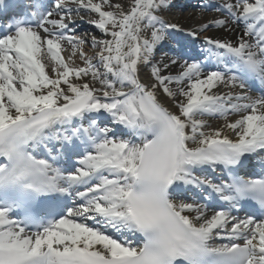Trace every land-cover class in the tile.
<instances>
[{"label": "snow or ice", "instance_id": "obj_1", "mask_svg": "<svg viewBox=\"0 0 264 264\" xmlns=\"http://www.w3.org/2000/svg\"><path fill=\"white\" fill-rule=\"evenodd\" d=\"M174 6L33 0L0 24V264H264V0L189 30ZM213 27L234 35L156 58Z\"/></svg>", "mask_w": 264, "mask_h": 264}, {"label": "bare ground", "instance_id": "obj_2", "mask_svg": "<svg viewBox=\"0 0 264 264\" xmlns=\"http://www.w3.org/2000/svg\"><path fill=\"white\" fill-rule=\"evenodd\" d=\"M196 1H200V0H173L175 6L172 7L168 12L164 13L165 18L168 19L172 23L179 24L185 30L193 29L197 27L200 23L207 22L214 18H221V13L217 11L212 12L210 11L211 8L208 10L202 11L199 6L197 9H193L192 8L193 3ZM211 1L213 5H218L220 2V0H211ZM80 27L84 28V30L87 29L86 31H89V32L93 31V28L90 24L87 26L81 25ZM236 31L240 32L241 28H237ZM177 34L179 36H185V38H192L190 36H186L184 32H178ZM204 35L231 38L232 35H234V33L224 32L222 29L213 27L211 28L210 31H207L201 34V36L197 40L203 41ZM161 50L162 48L158 49L155 53L157 59H159L161 57V54L163 53ZM67 55L68 54L65 53V56ZM76 63L77 64L80 63L78 58H77ZM146 72H147L146 69L142 71L141 76L143 78H146ZM161 99L166 105H168L169 107L171 106L169 102L166 100V98L161 97ZM207 119L209 121V124L213 128L217 127L219 124L222 123V120L218 118L208 117Z\"/></svg>", "mask_w": 264, "mask_h": 264}, {"label": "rangeland", "instance_id": "obj_3", "mask_svg": "<svg viewBox=\"0 0 264 264\" xmlns=\"http://www.w3.org/2000/svg\"><path fill=\"white\" fill-rule=\"evenodd\" d=\"M194 5H196V3Z\"/></svg>", "mask_w": 264, "mask_h": 264}]
</instances>
